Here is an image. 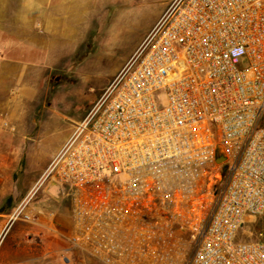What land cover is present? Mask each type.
Wrapping results in <instances>:
<instances>
[{
	"label": "built area",
	"instance_id": "1",
	"mask_svg": "<svg viewBox=\"0 0 264 264\" xmlns=\"http://www.w3.org/2000/svg\"><path fill=\"white\" fill-rule=\"evenodd\" d=\"M48 177L102 264H264V0H173L7 227Z\"/></svg>",
	"mask_w": 264,
	"mask_h": 264
},
{
	"label": "rangeland",
	"instance_id": "2",
	"mask_svg": "<svg viewBox=\"0 0 264 264\" xmlns=\"http://www.w3.org/2000/svg\"><path fill=\"white\" fill-rule=\"evenodd\" d=\"M172 1L0 0L1 14L15 8L23 22L30 15L36 46L29 51L31 64L19 75L16 66L11 75L0 74V83L17 82L12 93L0 88V118L6 120L0 127V163L5 165L0 169L5 194L0 210L6 220ZM29 206L35 223L50 213L62 221L71 217L66 191L51 177L40 184ZM35 223L18 220L2 230L0 263L13 260L14 247L23 264H102L71 247V220L63 233ZM259 231H264L260 217L241 233Z\"/></svg>",
	"mask_w": 264,
	"mask_h": 264
},
{
	"label": "crops",
	"instance_id": "3",
	"mask_svg": "<svg viewBox=\"0 0 264 264\" xmlns=\"http://www.w3.org/2000/svg\"><path fill=\"white\" fill-rule=\"evenodd\" d=\"M3 13L0 12V74L2 75H11L12 70L11 67H18L17 74L19 75L22 72V67H26L31 62L28 61L29 59V51L32 49H36L34 40L30 37L31 29L33 28L32 24H28V19H30V15L26 14L25 21L23 22L20 18V12L17 9H9ZM17 10V11H16ZM17 82L11 81L10 83H0V88L4 90L5 93L14 91ZM10 100L9 98L7 99ZM5 119L0 118V127L1 123L5 122ZM11 136H13L12 131L8 132ZM29 134V132H28ZM67 140V139H66ZM65 140V141H66ZM4 164L0 163V169H4ZM38 181V179H37ZM37 181L33 184V186L24 194L23 198L28 195V193L32 190L35 186ZM53 185H57L53 182ZM59 189H57V195ZM53 193L52 191L49 192ZM48 195H45L47 197ZM5 197L3 189H0V201L3 200ZM58 198V197H57ZM6 212L5 210H0V233L6 227L7 221L6 220ZM41 217V216H40ZM65 217V216H64ZM60 216H55L54 213H50L47 215H43L38 223H35L39 226H43L45 229L54 232L56 229L63 233L64 229L66 228V224L70 220L72 221L71 217L68 216L65 221L60 219ZM63 227V228H62ZM63 229V230H62ZM11 250V256L13 260L6 259L4 262L0 264H23L19 258H17L16 251Z\"/></svg>",
	"mask_w": 264,
	"mask_h": 264
},
{
	"label": "water",
	"instance_id": "4",
	"mask_svg": "<svg viewBox=\"0 0 264 264\" xmlns=\"http://www.w3.org/2000/svg\"><path fill=\"white\" fill-rule=\"evenodd\" d=\"M222 159L220 158L218 161H221Z\"/></svg>",
	"mask_w": 264,
	"mask_h": 264
}]
</instances>
